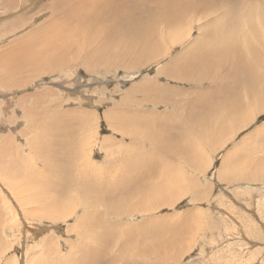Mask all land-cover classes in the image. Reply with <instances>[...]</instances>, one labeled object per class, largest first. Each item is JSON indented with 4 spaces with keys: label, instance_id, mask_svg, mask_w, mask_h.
<instances>
[{
    "label": "rangeland",
    "instance_id": "obj_1",
    "mask_svg": "<svg viewBox=\"0 0 264 264\" xmlns=\"http://www.w3.org/2000/svg\"><path fill=\"white\" fill-rule=\"evenodd\" d=\"M140 2L97 21L112 0H0V264H264V92L248 74L226 91V67L197 81L188 65L209 54L201 24L228 35L241 18L169 25L164 12L190 5ZM253 8L243 30L261 62ZM24 49L55 59L16 69ZM81 176L114 193L77 189Z\"/></svg>",
    "mask_w": 264,
    "mask_h": 264
},
{
    "label": "bare ground",
    "instance_id": "obj_2",
    "mask_svg": "<svg viewBox=\"0 0 264 264\" xmlns=\"http://www.w3.org/2000/svg\"><path fill=\"white\" fill-rule=\"evenodd\" d=\"M148 0H145V5H147L148 3L150 4L151 2H154V3H156V4H160L162 1H164V0H152V1H149V2H147ZM183 1V6L185 5V3L186 4H188V5H190V6H188L189 7V11L186 13V11H176V12H174L173 13V11L172 12H164V14L162 15L163 16V19H166V23L167 24H169V25H173L174 23H178L184 16H185V18H187L186 17V15L187 14H189V13H193L194 12V15L196 16H199L198 14H201V17H203V18H209V16H211L212 17V15H215L216 14V18H218L219 19V17H222V19L224 20L226 17H231V21H236V20H238L239 19V16H240V18H241V20H239V24H232V25H228L227 24V26H229V28L232 30H230V29H228V30H230V31H228L227 30V34L228 35H225V29L224 28H226L225 26H224V28H222V29H224V30H222V32H218L216 29H215V31H213L209 26H210V23H211V21H212V19H210L209 20V22H207L208 24H207V26H205V24H201L199 27H198V29H199V31L201 30V31H205V34L207 35L206 37H205V41H207V43H205L204 45H205V49H207V50H209V54L207 55L206 53L207 52H205V50H203V51H201V53L199 54V55H197V56H193V58L191 59V60H189V66H192L194 69H198L199 71H200V73H201V75L198 77V79H196L195 78V80H197V81H204L205 79L206 80H211V81H215L216 80V75H212V74H210L209 72L211 71V70H219L220 68H217V67H222V68H225L226 67V74H228V76H229V78L227 79V81L225 82V85L223 86L224 87V89H226V91L228 90V91H231L233 88H234V85H235V83L236 82H238L239 80H238V78H239V76H241V75H244V74H248V75H245V77H248V80H250L251 81V83L249 82V84H250V86H248L249 87V90L250 91H253V92H256V91H258V92H260V93H262L263 94V92H264V84H263V82L262 81H264V80H261V76L260 75H256L255 74V71H260V70H257L256 69V67H259V68H262L263 67V65H264V61H262V59H261V62L259 61V50H260V41H259V39L258 38H255V40H256V42H257V44H253V43H249V40H248V36H249V33H250V30H248V28H247V30L249 31V33H248V31L246 30V32H245V30H243V27L245 26V24H244V20H245V17L247 16V15H249L251 12H253V10H255V8H253L255 5H261L262 4V6L264 7V0H257V2H254V1H256V0H182ZM109 2H110V0H109ZM147 2V3H146ZM179 2V0H173V3H175V4H177ZM254 2V3H253ZM105 3V2H104ZM99 4V3H98ZM172 4V3H171ZM174 4V5H175ZM132 5H138L140 8H143L144 6L141 4V2H140V0H112V6H113V10L112 9H109V10H107V11H105V14L103 15V16H98V17H94L93 18V20H97V21H103L104 20V16L108 13H110L111 11H116V13L117 12H119V11H122V10H125L126 9V11L128 12V13H130V11H132V10H134L133 9V7H132ZM179 5V3L177 4V6ZM180 5H181V3H180ZM179 5V6H180ZM101 6V5H100ZM176 6V5H175ZM175 6H173V7H175ZM192 6V7H191ZM238 6H241L242 7V10H238ZM56 7V6H55ZM77 7H78V5H77ZM80 7H81V5H80ZM79 7V8H80ZM95 7V6H94ZM98 7V6H97ZM238 7V8H237ZM104 8V7H103ZM107 8V7H106ZM136 8V7H135ZM167 8H168V6H167ZM105 9V8H104ZM170 9V8H169ZM177 9V8H176ZM187 9V8H186ZM231 9V10H230ZM240 9V8H239ZM246 9V10H245ZM264 9V8H263ZM79 10V9H78ZM172 10V9H171ZM188 10V9H187ZM245 10V11H244ZM149 11V10H148ZM163 11V10H162ZM198 11V12H197ZM242 11V12H241ZM141 12V11H140ZM182 13V14H180V13ZM202 12V13H201ZM103 13V12H102ZM112 13V12H111ZM123 13V12H122ZM72 14V13H71ZM80 14L81 15H79V18H81L80 16H82V17H86V18H88V19H90L89 17V15H82L83 13H82V11L80 10ZM118 15H121L120 13L118 14ZM161 15V14H160ZM73 16V15H72ZM71 16V17H72ZM94 16V15H93ZM113 15H111V17H109V18H111V20H112V17ZM124 16H125V14H124ZM188 16V15H187ZM194 16V17H195ZM226 16V17H225ZM242 16L244 17V19L242 18ZM260 16V19H257L256 20V23H257V21L259 22V23H262V22H264V12L262 13V14H260L259 15ZM68 17V16H67ZM193 17V18H194ZM223 17H225V18H223ZM78 18V17H77ZM115 18H117V17H115ZM184 18V19H185ZM198 18V17H197ZM64 19V18H63ZM76 19V18H75ZM199 19H200V16H199ZM227 19V18H226ZM225 19V20H226ZM243 19V20H242ZM72 20V19H71ZM81 21H82V23L85 21V19H80ZM87 20V19H86ZM118 20V19H117ZM124 20H128L127 18L125 19L124 18ZM132 20V19H131ZM217 20V19H216ZM229 20V19H228ZM119 21V20H118ZM130 21V20H129ZM214 21V20H213ZM74 22H77V21H74ZM88 22H89V20H88ZM109 22H110V20H109ZM113 22V21H112ZM121 22H123V19L121 20V21H119V23H121ZM126 22V21H125ZM124 22V23H125ZM219 22V21H218ZM237 22V21H236ZM81 23V24H82ZM93 23V22H92ZM131 23H133V25H134V22L132 21ZM214 23H216L215 21H214ZM226 22H224V24H225ZM231 22H229V24H230ZM238 23V22H237ZM251 23L253 24V25H255L252 21H251ZM77 24V23H76ZM84 24V23H83ZM117 24V23H116ZM217 24V23H216ZM248 24H250V22L248 23ZM247 24V26L249 27V25ZM118 25V24H117ZM128 25V24H127ZM126 25V26H127ZM180 25V23L178 24V26ZM252 25V26H253ZM65 26V25H64ZM119 26V25H118ZM120 26H122V25H120ZM212 26H214V25H212ZM231 26V27H230ZM251 26V24H250V27H252ZM264 26V25H263ZM58 27V26H57ZM78 27V26H77ZM77 27H75V28H77ZM68 28V27H67ZM213 28V27H212ZM253 29L252 30H254L255 31V28H257V25H255V27H252ZM65 29V28H64ZM218 29V28H217ZM227 29V28H226ZM245 29V28H244ZM251 29V28H250ZM258 29V28H257ZM260 29V28H259ZM73 30V29H72ZM77 30V29H76ZM169 29H167V31H168ZM262 30V29H261ZM261 30H259V32L261 31ZM75 31V30H74ZM200 31V32H201ZM65 32V31H64ZM230 32V33H229ZM232 32V33H231ZM262 32V31H261ZM154 33V32H153ZM59 34V33H58ZM251 35H252V32L250 33ZM154 35V34H153ZM210 35V36H209ZM251 35H250V37H251ZM254 35H257V34H255L254 33ZM262 35V34H261ZM262 37V36H261ZM167 38V37H166ZM200 38V37H199ZM199 38H198V42H199ZM66 39V38H65ZM173 39V38H172ZM250 39V38H249ZM68 40V39H67ZM67 40H65L66 41V43H64L65 45H68L69 44V41H67ZM204 40V39H203ZM252 40V39H251ZM157 42H158V40H157ZM219 42H221L220 44L222 45V44H224V42H226L225 44H227V42H230V43H232V44H234V46L232 45L231 47H230V51L229 50H227V48L226 49H224V47L222 46L219 50H216V48L215 47H217V45L216 44H218ZM51 43H53L54 44V42L52 41ZM152 43H154L153 41L152 42H146V45L145 44H143V47H145L144 48V50H155L156 49V47L154 46V45H151ZM244 43H245V45H244ZM38 44V43H37ZM59 44V43H58ZM235 44H237V45H239L238 47L235 45ZM55 45V44H54ZM54 45H49V46H54ZM60 45H61V42H60ZM141 46H142V43L140 44ZM145 45V46H144ZM160 45V44H159ZM204 45H202V46H204ZM220 45V46H221ZM58 46V45H57ZM64 45H62V47H63ZM241 46H243L244 47V53H245V56H244V54H243V50H242V48H241ZM56 47V46H55ZM61 47V48H62ZM200 47V46H199ZM58 48V47H57ZM29 49H30V47H29ZM195 49V48H194ZM198 49H200V48H198ZM26 49H24V51H22L21 53L23 54V55H25L24 57H22V58H20V60H19V66L18 67H16V69H20L21 67H25L26 65H28V64H30V62H31V58L33 57L32 56V54H33V52H32V54L31 55H28V54H30V53H27L28 52V50L27 51H25ZM53 50H55V48L53 49ZM246 51H250V54H251V57L252 58H250L249 57V55H247L248 56V58H247V56H246ZM35 52V51H34ZM47 51H45V52H42V51H36V53L34 54V57L32 58V61L34 60V59H36L37 57L38 58H42V57H45L46 58V60L48 59V58H50V57H52V55H54V54H50L49 52H47ZM153 52V51H152ZM193 52V51H192ZM219 53L220 55H221V57L220 56H218L219 58H221V59H216V55L214 56L213 54L214 53ZM230 52H232V54H230ZM55 54H57L58 53V51L56 52V50H55V52H54ZM60 53H63V52H60ZM154 53V52H153ZM195 53V52H194ZM226 54L227 55V58H226V60H224V59H222V54ZM41 54H43V55H41ZM63 54H65V53H63ZM210 54L211 55H213L214 56V59H212V57L210 56ZM249 54V53H248ZM151 55V54H150ZM191 55V54H190ZM196 55V54H195ZM57 56V55H56ZM62 55L60 54V57H61ZM192 56V55H191ZM59 57V56H58ZM175 57V56H174ZM217 57V58H218ZM224 57V56H223ZM173 58V57H172ZM177 58V57H176ZM53 59H55V55L53 56ZM186 59V58H185ZM170 60V59H169ZM222 60H224V61H222ZM25 61H28V63H26ZM178 61V60H177ZM185 62V61H184ZM187 62V61H186ZM41 63V62H40ZM222 63H224V65H222L221 66V64ZM47 66V65H46ZM181 66V65H180ZM184 66V65H183ZM51 68V67H50ZM53 68V67H52ZM221 68V69H222ZM44 70V69H43ZM173 71H174V69H173ZM198 71V72H199ZM166 72V70L165 69H162V70H160L159 71V73H158V75H161L162 73H165ZM219 74H220V72H219ZM225 74V73H224ZM227 76V75H226ZM226 76H224V78H226ZM241 78V77H240ZM247 79V78H246ZM244 80V79H243ZM242 79L240 80V81H243ZM232 82V84H231V82ZM257 81V82H256ZM245 84V83H244ZM248 84V85H249ZM238 85V84H237ZM235 90V89H234ZM238 98V97H237ZM244 107V104L242 103V102H239V103H236L235 104V106H233V110H231L230 111V113H228L227 114V116H226V119H235V117L238 115V112H239V110L240 109H242ZM242 112V111H241ZM223 119H224V117H223ZM225 123V122H224ZM221 126V125H220ZM137 132V131H136ZM262 137L264 138V132L261 134V138H258V139H260L259 140V143H260V141H261V139H262ZM34 146V145H33ZM67 157V156H66ZM143 157V156H142ZM147 157V156H146ZM139 158V157H138ZM138 162V161H137ZM52 164V163H51ZM76 164V163H75ZM79 164L77 163V166H78ZM52 166V165H51ZM54 166V165H53ZM58 166V165H57ZM76 166V167H77ZM75 167V168H76ZM149 167V166H148ZM148 171V170H147ZM65 172V171H64ZM65 173H67V172H65ZM147 173V172H146ZM69 174V173H68ZM147 174H149V171H148V173ZM0 175H2L1 173H0ZM72 175V174H71ZM79 176V175H78ZM57 177H58V175H57ZM59 178V177H58ZM135 179V178H134ZM61 180V179H60ZM51 181H52V179H51ZM89 181V180H88ZM54 181H52V183H53ZM58 182V181H57ZM68 184V183H67ZM77 184L79 185L78 187H77V189H81V190H83L84 192H89L91 189H92V191L93 190H95V191H97L99 194H100V196L101 197H104V198H106V196L107 195H111L112 196V194L114 193V190H110V189H108V187L110 186V185H106L105 186V188H103V190L101 191V189L100 188H98V186L97 185H92L91 183H89V182H86L85 180H84V178H83V176H81V177H79V180H78V182H77ZM140 184V183H139ZM53 185H55V186H59L57 183H53ZM66 185V184H65ZM68 185H70V184H68ZM67 185V186H68ZM72 185V184H71ZM66 187V186H65ZM69 187V186H68ZM63 188V187H62ZM113 188V187H112ZM67 189V188H66ZM58 190H60V188L58 189ZM71 191V190H70ZM92 191H90V192H92ZM94 191V192H95ZM52 192V191H51ZM94 192H92V193H94ZM102 192H103V195H102ZM46 193V192H45ZM50 193H48L47 195H49ZM46 196V195H45ZM264 196V195H263ZM94 199H95V195H93L92 196ZM96 202V201H95ZM82 217V216H81ZM99 240H100V242L101 243H103L104 242V240L102 239V238H100L99 237ZM98 241V240H97ZM111 260V259H110ZM94 262V261H93ZM97 264V263H96Z\"/></svg>",
    "mask_w": 264,
    "mask_h": 264
}]
</instances>
